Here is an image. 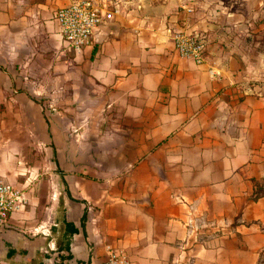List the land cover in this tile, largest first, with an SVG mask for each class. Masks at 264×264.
Returning a JSON list of instances; mask_svg holds the SVG:
<instances>
[{
    "label": "crops",
    "instance_id": "0c3cea01",
    "mask_svg": "<svg viewBox=\"0 0 264 264\" xmlns=\"http://www.w3.org/2000/svg\"><path fill=\"white\" fill-rule=\"evenodd\" d=\"M71 1L0 0V264H264V0H116L76 51Z\"/></svg>",
    "mask_w": 264,
    "mask_h": 264
},
{
    "label": "built area",
    "instance_id": "2783aa9c",
    "mask_svg": "<svg viewBox=\"0 0 264 264\" xmlns=\"http://www.w3.org/2000/svg\"><path fill=\"white\" fill-rule=\"evenodd\" d=\"M115 4L116 0H72L58 7L53 18L66 46L76 51L89 45L101 22L103 9ZM171 38L179 56L190 57L197 64L204 61V43L197 34L178 30ZM24 199L22 189L0 177V225L7 224L10 214L23 205ZM102 264H129V259L121 250L109 248Z\"/></svg>",
    "mask_w": 264,
    "mask_h": 264
},
{
    "label": "rangeland",
    "instance_id": "374dc122",
    "mask_svg": "<svg viewBox=\"0 0 264 264\" xmlns=\"http://www.w3.org/2000/svg\"><path fill=\"white\" fill-rule=\"evenodd\" d=\"M0 114H1V109H0ZM220 232H221V229L219 226H216V224H213V223L203 224L202 223L201 225H198V226L195 225L193 236L195 237L196 241L203 242L204 239H207V238H217L218 237L217 234ZM194 237H192L191 239L194 240Z\"/></svg>",
    "mask_w": 264,
    "mask_h": 264
},
{
    "label": "trees",
    "instance_id": "16d2710c",
    "mask_svg": "<svg viewBox=\"0 0 264 264\" xmlns=\"http://www.w3.org/2000/svg\"><path fill=\"white\" fill-rule=\"evenodd\" d=\"M84 222V215L82 216L81 223ZM76 232V228L74 227L72 222L64 220V231L62 235L61 247L65 251L69 249V240L73 233Z\"/></svg>",
    "mask_w": 264,
    "mask_h": 264
}]
</instances>
